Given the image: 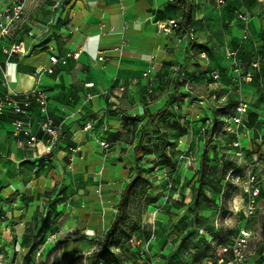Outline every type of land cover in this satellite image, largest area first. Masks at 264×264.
Segmentation results:
<instances>
[{
  "label": "crops",
  "instance_id": "obj_1",
  "mask_svg": "<svg viewBox=\"0 0 264 264\" xmlns=\"http://www.w3.org/2000/svg\"><path fill=\"white\" fill-rule=\"evenodd\" d=\"M68 1L61 16L37 10L32 19L19 25L17 36L13 32L18 22L0 40V101L9 105L0 115V242L13 255L18 249L29 251L23 239L33 223L38 221L40 229L46 231L67 215L58 208L66 206L64 197L70 189L75 188L79 195L87 191L81 203L91 205L71 213L90 215L98 224L105 220V225L109 217L111 223L120 195L133 176L134 150L142 133L149 134L146 149L157 144L153 134L166 131L179 134V142L173 144L189 152L194 138L191 121L201 125L198 129L205 134L214 123L215 112L234 102V109L218 118L223 128L228 127L227 140L219 138L218 131L212 135L209 130L206 147H215L211 164L239 159V153L252 150L257 155L264 145V8L257 0L235 1L238 16H251L249 24L240 21L238 28L243 38L248 32L250 44L240 46L196 44L177 28L164 33L162 27L172 19L187 21L183 18L187 14L176 13L174 0ZM2 3L8 0H1L0 7ZM25 16L26 12L23 19ZM55 17L66 18V24L56 27ZM63 29L68 34L62 33ZM53 40L56 45L51 46ZM22 43L25 53L11 52ZM42 50L48 51L49 59H38ZM202 53H207V61L201 59ZM54 55L67 64L54 66L50 60ZM49 68L54 69L53 74L48 73ZM256 70L259 76L254 80ZM216 73L218 79L214 78ZM89 83L94 87L88 88ZM200 84L211 89L208 105L197 102L192 94L191 87ZM33 90L35 97L29 94ZM38 93L48 103L46 114L41 112L44 107ZM11 102L30 105L23 107L26 114L17 115ZM240 103L248 105L243 123L238 131L228 132L235 126ZM186 105L190 110L180 114ZM45 117L58 127L56 142L45 131ZM19 125L22 139L17 132ZM32 137L36 142L30 141ZM101 143L108 147H101ZM153 156H146L142 164ZM181 156L177 155V162ZM173 174L169 172L165 179ZM99 206L103 212L97 213L94 209ZM55 211L61 214L57 220L52 216ZM79 241L68 242L73 247Z\"/></svg>",
  "mask_w": 264,
  "mask_h": 264
},
{
  "label": "rangeland",
  "instance_id": "obj_2",
  "mask_svg": "<svg viewBox=\"0 0 264 264\" xmlns=\"http://www.w3.org/2000/svg\"><path fill=\"white\" fill-rule=\"evenodd\" d=\"M221 1L223 3H220V0H187L182 5L174 0L178 4V6L174 4V9L176 13L184 12V15L190 16L189 24L185 20L182 22L187 28L195 29L194 40L196 44H208L210 42H213V45L240 46L250 44L238 32V28L242 24L238 19L236 0ZM65 2L69 1L28 0L26 16L16 25L14 24L16 27L13 35H18L17 32L21 27L19 25L28 18L32 19L37 10H42L47 14L57 12L58 16H61L65 9ZM6 4L2 3V6ZM186 9L188 12H185ZM185 17L187 16H183V18ZM196 17L197 19H195ZM55 19L53 24L56 27L67 22L66 18L61 20L60 17H55ZM45 24L49 26L48 22ZM68 32L67 29H63L62 33L68 34ZM53 45H56V40L52 41L51 46ZM37 57L39 60L49 59V53L47 50H42L37 54ZM258 74L256 70L254 80ZM174 84L175 81L170 86L172 91ZM262 84L264 90L263 80ZM213 88L218 87L213 86ZM210 90L208 84L191 87L196 101H204L207 105L211 103ZM174 95V92L171 93V96ZM188 110L190 108L186 105L179 112L186 115ZM191 122V130L194 135L193 148H190L188 152L182 150L183 146L178 145L180 148L176 147L175 157L171 155L173 150L167 149V153L169 152L174 160L178 159L177 155H182L175 168L155 169L158 162L165 160V157L162 156L165 150L160 148H157L154 156L147 159L149 161L146 160L143 164L148 170L147 178L153 184V187L148 191L155 201L148 211L143 210L138 224L135 227L131 226L117 246L116 251L121 256L122 264H200L205 253L218 254L220 242L222 240H226L227 243L232 242L243 229L249 230L253 234L249 243L247 262L264 264V145L257 151V155H255V150L247 151L245 154L239 153V159L234 157V161L229 166L235 168L236 172L228 171L225 175L228 162L222 159V162H217L214 166L210 164L211 156L207 155L206 144L209 143V130H213V124L208 125L210 129H206L208 131L204 134L201 132L203 129H198L201 125L193 123L194 120ZM225 128L228 127L224 126L223 128L221 126L218 134L224 142L227 140ZM17 132L22 139L23 134L20 131ZM165 132L163 131V133ZM171 134L172 137L167 136L168 142H179L178 137L174 133ZM158 137V134H153L154 141ZM161 144L157 140V145L161 146ZM212 151L213 149L209 150V152ZM202 159L205 168L200 171ZM82 168L87 167L82 166ZM171 171H174L173 176L166 180L165 178ZM224 175L225 177H223ZM196 176H198L197 181L192 183ZM252 177H255V181L250 183ZM163 179L166 181L162 182ZM77 182L76 180L75 187L78 186ZM89 182L91 180L85 183ZM70 183L73 185V181ZM257 189L259 196L256 198V211L253 215L247 216L250 195ZM75 190V188L68 190V194L64 197L66 206L58 208L61 210L60 212H65L67 215L56 227L44 231L40 229L41 226L37 221L31 225L32 227L26 229L29 242L38 245L32 255L28 256V252L24 253L22 249H18V253L13 255V252L5 251V244L0 242V264H87L86 258L97 249V247L93 250L91 248L96 245L97 240L105 235L110 225V219L107 218L106 226L105 220L98 224V222L93 221L90 215L81 216L79 212V214L71 213V210L77 212L86 210V207L91 208L90 204L81 203L89 193L86 191L79 195V191ZM75 193L76 197L74 196ZM196 203H198L199 208L198 215L192 211ZM57 207L56 204V209ZM99 208L94 209V211L103 212L102 207L99 206ZM134 220L137 219L134 218ZM71 239L80 240L79 244L72 247L71 243L68 242ZM207 240L212 242L208 243ZM247 262L246 264H248Z\"/></svg>",
  "mask_w": 264,
  "mask_h": 264
},
{
  "label": "trees",
  "instance_id": "obj_3",
  "mask_svg": "<svg viewBox=\"0 0 264 264\" xmlns=\"http://www.w3.org/2000/svg\"><path fill=\"white\" fill-rule=\"evenodd\" d=\"M190 21V17L187 16V22ZM234 102H229L226 106L221 107L215 112V119L213 123V130L211 131L212 135L213 132H217L218 134L220 132V124L219 123V117H223L225 115H228L232 109H234ZM159 137L157 138L158 141H160L162 144L161 146L155 144L154 148L146 149V143L149 134L142 133L141 137L139 139L138 144L135 147V166L131 168L133 171V176L130 179V181L127 183L125 188L123 189L120 200L118 204L116 205L117 210L114 216V219L111 221L110 226L108 230L106 231L105 235L97 241V249L90 254L89 257L86 258L87 264H122L121 256L116 251L117 246L121 243L124 235H126L128 230L133 225L134 227L138 224V221H140V215L143 213V210L148 211L152 205L154 204L155 199L152 197V195L149 193V189L153 187V184L150 182L149 178H147V168L142 164L145 157L148 155H153L157 148H160L162 150H165L162 154L163 157H165V160L158 162V166L163 168H175L177 166V161L172 158L176 156V146L175 144L170 142V145H167L168 140L167 136L169 135L172 137L171 133H163V135L158 134ZM177 135V134H176ZM179 135V134H178ZM177 135V136H178ZM207 148V155H210V161H215V155H214V148ZM167 149L173 150L172 154L167 153ZM210 149H213L212 152H209ZM245 149V146L244 148ZM161 156V157H162ZM213 157V160H211ZM223 161V160H222ZM228 162V166H226L225 175L228 171H232L235 173V168L229 167L231 163L234 161L224 160ZM210 162V164H211ZM217 164V163H216ZM215 164V165H216ZM214 165V166H215ZM205 168L203 159L201 160L200 164V171H203ZM225 175L223 177H225ZM225 180V178H223ZM134 206H136L134 208ZM139 206V207H137ZM198 203L195 204V206L192 208V211L195 215H198ZM54 220H57L59 217H61V214L53 212ZM49 216L44 220V227L47 228L49 225ZM136 218L137 220H134ZM134 231V230H132ZM208 243H211L212 241L207 240ZM23 245L26 247H29L28 256L32 255L35 251V249L38 247V245L34 243H30L28 237H25L23 239ZM227 243L226 240H222L219 245ZM193 252V250H190ZM213 252L205 253L202 260L200 261V264H203V262L211 255Z\"/></svg>",
  "mask_w": 264,
  "mask_h": 264
},
{
  "label": "built area",
  "instance_id": "obj_4",
  "mask_svg": "<svg viewBox=\"0 0 264 264\" xmlns=\"http://www.w3.org/2000/svg\"><path fill=\"white\" fill-rule=\"evenodd\" d=\"M179 4H184L187 0H175ZM260 4H262L264 8V0H257ZM27 2L28 0H8V3L0 7V39L3 36H7L9 33V28H11L14 24L17 22L21 21L24 17V14L26 12V7H27ZM220 3H223L220 0ZM238 19L245 23L249 24L251 20V16L248 13H245L244 15H239ZM5 21V23H3ZM181 29L186 33V36L189 41L193 42L194 41V35H195V29L194 28H187L184 24V22H179L176 19H172L169 23L168 26H163V32L164 33H171L172 30L174 29ZM248 32L246 31L244 35V39L248 40ZM12 53H25L26 52V47L25 45L18 44L15 45L11 48ZM201 59L207 61L208 60V55L207 53H202L201 54ZM51 63L56 66L58 64L66 65L67 61L64 60L62 57H58L56 55L51 57ZM2 73V65L0 63V74ZM49 74L54 73L53 68L48 69ZM215 79L219 78V73H216L214 76ZM247 79L250 81L252 79V75L249 73L247 76ZM88 88H93L94 83H89L87 84ZM36 92L33 90L29 92V94H32L33 97H35ZM39 99V103L42 107V114H46V99L43 94L38 93L37 95ZM11 109L14 111L15 114L17 115H23L26 114L25 109L23 107H28L30 105V102L26 103H17V102H11ZM9 105L4 104L3 102L0 101V115H3L8 109ZM248 105L246 103H240L239 106L236 109V114H235V126H232L229 128V131L236 130L238 131L240 129V124L243 123L244 116L247 112ZM45 131L47 134L50 136V139L53 142H56L58 138V127L55 125L53 120L50 118L45 117V124H44ZM17 131H21L20 125ZM240 138V136H238ZM31 142H36V138L32 137L30 139ZM101 147L107 148L104 143H101ZM255 181V177L251 178L250 183H253ZM259 196V190H254V192L251 193L250 195V202H249V207L247 211V216L253 215L254 212L256 211L255 208V203H256V198ZM252 232L249 230L243 229L239 236L233 240L230 243H225L221 244L219 246V253L217 254H211L204 262L203 264H246L248 258H249V243L252 239Z\"/></svg>",
  "mask_w": 264,
  "mask_h": 264
},
{
  "label": "bare ground",
  "instance_id": "obj_5",
  "mask_svg": "<svg viewBox=\"0 0 264 264\" xmlns=\"http://www.w3.org/2000/svg\"><path fill=\"white\" fill-rule=\"evenodd\" d=\"M185 146V145H184Z\"/></svg>",
  "mask_w": 264,
  "mask_h": 264
}]
</instances>
